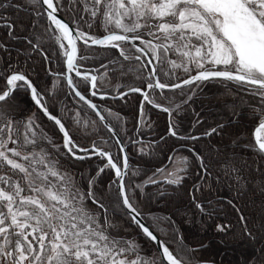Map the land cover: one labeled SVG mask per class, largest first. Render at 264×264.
I'll use <instances>...</instances> for the list:
<instances>
[{
	"label": "snow or ice",
	"instance_id": "6c2138e0",
	"mask_svg": "<svg viewBox=\"0 0 264 264\" xmlns=\"http://www.w3.org/2000/svg\"><path fill=\"white\" fill-rule=\"evenodd\" d=\"M27 3L35 7L34 14L38 18L46 15L48 26L45 33H58L53 40L59 46L58 55L65 58L67 73L75 72L76 77L89 85L92 97L99 96L101 100L109 98L107 93L101 92L103 87H111L109 73L119 71L120 76L127 75L123 71L126 67L123 62H128V70L137 73L136 78L142 86H128L127 91H119L111 98L124 99L129 93H138L143 97L138 131L144 126H152L145 112V104H149L168 114V136L179 140H199L201 137L197 135L180 134V124L173 118V113L178 115L182 105L193 99L201 85L213 80L232 82L248 92L259 105L254 110L258 111L260 118L253 133L255 143L244 147L264 159V0H67V11L79 14L78 19L73 16V23L77 25L75 30L57 16L58 12L65 10L62 0H27ZM40 4L47 6L43 12L39 10ZM19 6L0 3V9L5 10ZM97 20L108 33L102 38L89 35L80 24L83 21L91 28ZM0 26L9 29L11 38L19 39L13 35L14 25L3 15H0ZM33 26H37L36 22ZM24 39L33 50L40 49L39 43H33L28 37ZM77 41H82L86 50L95 45L114 49L118 56L114 52L115 59L110 58L107 64L101 63L104 72L92 70L99 75L87 71L82 73L79 61L89 57L77 55ZM3 47L0 43V48ZM40 54L48 59L45 51H40ZM173 56L175 59L171 58ZM133 61L137 63L133 64ZM8 68V71L0 72V79L4 81V86L0 88V264H193L194 253L199 249L184 243L178 230L175 231V239L161 240L139 218L142 213L134 197L130 196L131 189L125 179L130 172L132 176L138 175L139 169L130 168L124 142L115 138L121 154L119 158L106 150L108 141L103 138L100 143L93 140L89 146L81 145L62 119L50 112L44 95L28 75L11 64ZM176 70H182L186 78L177 75ZM57 75H64L67 87L78 98L77 102H83L95 112L103 126L115 136L114 127L103 115L107 112L112 116V111L108 108L101 110L92 103L79 90L78 82L71 75ZM161 76L166 79L162 80ZM172 80L178 82H169ZM123 87L117 84L113 90ZM165 90H179L185 99L174 107L165 106L159 102L169 100ZM18 91L28 93L36 109L54 123L62 135L60 144L54 143L43 130L37 112L22 119L16 118L21 110L16 96ZM169 103L172 101L169 100ZM233 115L237 113L234 111ZM196 116L199 117V113ZM76 122L79 124L78 120ZM200 123L197 119L193 127ZM224 127V124H218L206 130L203 136L211 137ZM45 140L58 156L76 161L93 158L106 161L97 166L95 176L87 181L86 191L66 173H61L57 167L59 161L51 160V154L44 148L35 151L36 146ZM132 143L139 144L140 141L133 140ZM233 145L238 146L236 140H233ZM29 148L32 151H27ZM188 150L198 165L199 178L203 180L211 176L209 169L214 161L206 159L196 149ZM140 152L145 153V148L142 147ZM168 160L174 166H181L167 173L165 183L179 185L184 179L179 173L187 171L189 157L169 156ZM216 162L219 164L216 170L223 171L239 185L241 168L246 161L237 167L235 154L222 155L217 150ZM106 170L114 172L110 187L114 185L116 189V206L125 210V217L136 226L143 238L157 246L154 257L145 256L135 238L121 235V230H127L109 215L103 196L96 191L97 178ZM164 171V168L156 169L144 184L157 183L155 175ZM136 187L143 189V185ZM200 190V186L196 185L193 192ZM88 201L94 207H89ZM195 207L201 213L205 211L199 202L195 203ZM236 211L239 212V209ZM240 223L244 235L251 240L257 239L247 227L243 215L240 216ZM230 228V224L216 225L218 233H227ZM160 231L163 232V229ZM200 247L207 245L201 244ZM258 251L260 256L250 260L249 264H264V247ZM197 264L200 262L197 261Z\"/></svg>",
	"mask_w": 264,
	"mask_h": 264
},
{
	"label": "trees",
	"instance_id": "16d2710c",
	"mask_svg": "<svg viewBox=\"0 0 264 264\" xmlns=\"http://www.w3.org/2000/svg\"><path fill=\"white\" fill-rule=\"evenodd\" d=\"M0 3L20 5L6 10L0 9V15L7 17L8 22L14 25L13 35L19 37V39L11 38L8 35L9 29L0 26V43L4 45L0 48V72L8 71L9 64L24 71L38 91L44 95V102L50 112L62 119L78 143L88 146L93 140L100 143L103 138L108 141L106 149L111 151L115 157H121L111 133L96 118L92 110H89L83 102H77L78 98L68 89L65 79L57 75L62 74L65 69L64 57L58 55L60 49L53 40V36L58 33H45V27L48 26L46 16L38 18L34 14L35 7L28 4L27 0H0ZM67 5L64 4L65 10L61 12L70 22H73V16L76 15L78 19L79 14L67 11ZM38 7L43 12L41 5ZM33 22H36L37 26L34 27ZM80 24L92 35H101L105 32L104 27L96 21L91 28H88L83 21H80ZM24 37H28L33 43H39L40 49L33 50L32 45ZM40 51L46 52L47 60L40 54ZM114 52V49L99 47L86 50L83 45L80 47L79 55L82 54L89 58L80 60L79 64L83 69L86 68L91 72L93 69L104 72L100 65L102 62L107 64L110 58L115 59L118 52L116 56H113ZM123 71L127 75L120 76L119 71L110 72L111 87L105 86L101 92L117 94L127 89L128 86H142L141 81L136 78L137 73L129 71L128 68H124ZM176 72L181 78L185 77L182 70H176ZM93 73L99 75L98 72ZM71 76L78 82V88L82 93L89 95L88 85L75 74ZM161 79L166 78L161 76ZM117 84L124 87L113 90ZM3 86L4 81L0 79V88ZM185 92L187 93V89ZM165 95L172 103H169V100L159 102L168 107L181 104L185 99V96L180 95L179 90L175 92L165 90ZM16 96L21 109L16 114V118L22 119L37 112L38 122L43 130L54 143L60 144L62 136L57 127L36 109L28 93L18 91ZM92 99L101 110L108 108L114 114L113 119L107 115L106 119L111 122L126 145L130 168L139 169L138 175L132 176L130 172L125 178L131 189L129 194L134 197V202L146 222L162 240L175 239V231L178 230L184 238V243L191 248L199 249L194 253L193 262L213 260L229 264H249L250 260L254 261L260 256L258 250L264 247V159H261L252 149L244 147L246 144H251L250 131L260 118L258 111L254 110L258 109L259 105L250 98L248 92H244L232 82L213 80L201 85L193 99L188 104L182 105L179 114L173 113V118L180 124V134L191 135L194 132L216 127L218 124H224L225 127L211 137L200 138L196 141L179 140L168 136L166 113L149 104H145V112L152 126L150 128L144 126L138 131L140 94L129 93L124 99L101 100L99 96L92 97ZM234 111L237 115H233ZM105 113L103 112L104 116ZM196 113H199V117ZM73 117L76 119H72ZM197 119L202 123L193 127ZM133 140H138L140 143H132ZM233 140L237 141L238 146L233 145ZM184 144L214 161L213 167L209 169L212 175L201 180L197 175L198 165L195 164L194 173L193 171H190V174L186 173L179 185L164 183L162 187H158L157 184H144V176L153 172L155 167L162 165L172 151L183 152L186 149ZM142 147L145 148V153L140 152ZM40 148H44L51 154V160H58L57 167L61 169V173H66L85 191L88 187L87 181L96 174L97 166L105 163L97 158L76 161L58 156L56 150L46 140L41 141L35 151H39ZM217 150L222 155L235 154L237 167L246 161V165L241 168L239 185L233 178L225 176L223 171L216 170L219 166L216 162ZM27 151H32V149L29 148ZM113 179L114 172L106 170L97 178L96 191L98 195L103 196L112 220L127 230L126 232L121 230L120 234L128 239L135 238L141 245L143 254L150 257L149 252H155V246L139 234L136 226L125 217V210L116 206V189L114 185L110 187ZM136 185H143V189L137 188ZM196 185H199L201 190L193 192ZM229 201L232 203L229 204ZM196 202L204 207L203 213L195 207ZM86 203L89 207H94L90 201ZM236 209H239V212ZM241 215L246 218L247 227L257 239L251 240L243 234V226L240 223ZM157 217L166 219L156 220ZM217 224H230L231 228L227 233H218ZM161 229L163 232L160 231ZM201 244L207 247L201 248ZM243 244L246 246L244 247ZM171 247H176V245H171Z\"/></svg>",
	"mask_w": 264,
	"mask_h": 264
},
{
	"label": "bare ground",
	"instance_id": "6f19581e",
	"mask_svg": "<svg viewBox=\"0 0 264 264\" xmlns=\"http://www.w3.org/2000/svg\"><path fill=\"white\" fill-rule=\"evenodd\" d=\"M62 3H63V5L65 4V5H67L68 3H67V0H62ZM41 5V7H42V10L44 11L45 10V8H44V5H42V4H40ZM67 7H68V5H67ZM59 13V15H62L67 21H68V23L70 24V25H72L73 27H74V29H76V27H77V25H75L72 21L70 22L69 20H68V18L65 16V15H63V13L60 11V12H58ZM44 16H46V15H44ZM97 22V24H100L101 26H103L102 24H101V22L99 21V20H97L96 21ZM82 30L83 31H85V32H87L89 35H92V34H90V32L89 31H87L86 29H84V28H82ZM104 33H107V32H104ZM104 33L103 34H101V35H92V36H94V37H97V38H99V37H101V36H104ZM147 38V37H146ZM64 43L65 44H67V41H64ZM138 43V42H137ZM77 46H78V53H77V55H79V50H80V47L81 46H83V42L82 41H77ZM93 48L94 47H99V48H103V47H100V46H92ZM115 52H116V50H114ZM65 59V58H64ZM121 60H122V58H121ZM125 65H126V69H127V64H128V62H123ZM135 63H137V62H135V61H133V64H135ZM209 66V65H208ZM209 67H211V66H209ZM217 67H220V68H222L223 66H217ZM79 70H81V71H87V72H91L90 70H88V69H86V68H84L83 69V67H80V69ZM179 71H181V70H179ZM64 72H65V69H64V71H63V73L62 74H64ZM195 72H193L192 74H194ZM92 74H94L93 72H92ZM147 73L145 72V75H146ZM74 75V74H73ZM62 77H63V75H61ZM182 78H186V76L185 77H182ZM33 83V82H32ZM34 85V84H33ZM88 89H89V85H88ZM80 90V89H79ZM124 90H127V89H123L122 91H124ZM146 90V89H145ZM81 91V90H80ZM82 92V91H81ZM244 92H246V91H244ZM88 93H89V90H88ZM118 93V92H117ZM74 94V93H73ZM138 94V93H137ZM75 95V94H74ZM89 95H90V93H89ZM112 95H116V94H112ZM32 102V101H31ZM90 109V108H89ZM38 110V109H37ZM91 110V109H90ZM39 111V110H38ZM41 113V112H40ZM42 114V116H43V113H41ZM94 114H95V112H94ZM54 115H56L55 113H54ZM56 116H58V115H56ZM95 116H96V114H95ZM44 117V116H43ZM59 117V116H58ZM166 117H167V119H168V123H169V116H168V114L166 113ZM46 118V117H45ZM96 118H98V116H96ZM98 120H100L99 118H98ZM258 122H259V120H258ZM258 122L257 123H255V125L253 126V128L251 129V131H250V135H251V144H254L255 143V141H254V136H253V133H254V131H255V127L258 125ZM210 129V128H209ZM206 130H208V129H206ZM205 130V131H206ZM205 131H198V132H194L193 134H191V135H197V136H200L201 138H205L206 136H203V133L205 132ZM118 133V132H117ZM112 135V134H111ZM118 135L120 136V134L118 133ZM62 136V135H61ZM112 137H113V135H112ZM120 138H121V136H120ZM113 140L115 141V139H114V137H113ZM121 140H122V138H121ZM123 141V140H122ZM61 142H62V140H61ZM124 142V141H123ZM125 144V143H124ZM89 146V145H88ZM184 147L186 148L183 152H181V151H172L168 156H167V158H165L166 159V161L162 164V165H160V166H157V167H155L154 169H153V172H151V173H149L148 175H146V176H144V179H143V182L145 181V180H147L148 179V177H152L153 176V173L154 172H156V169H158V168H166L167 167V169L168 168H171L173 165H174V163L173 162H169V160H168V157L169 156H174V157H176V155H180L181 157H183V156H187V157H189V161H190V163H189V166H188V169H187V171L186 172H182V173H179L180 175H182L183 177L185 176V174L186 173H188V174H190V171H193V173H194V165L196 164V162L194 161V158L192 157V155H191V153L189 152V148H191L190 146H187V145H185L184 144ZM125 148H126V145H125ZM107 150V149H106ZM127 151V150H126ZM200 152V151H199ZM127 155H128V157H129V154H128V151H127ZM207 159V158H206ZM105 163H106V161H105ZM129 164H130V161H129ZM38 168L40 167V166H37ZM60 171H61V169H59ZM160 175V176H159ZM167 175H162V174H159V173H157L156 175H155V177H154V179L156 180V181H158L157 183H155V184H157L158 185V187H162L163 185H164V183H165V177H166ZM210 177V176H209ZM188 178H190V177H188ZM149 184H151V183H149ZM166 184V183H165ZM142 219L144 220V222H146V220L144 219V217L142 216ZM147 223V222H146ZM148 224V223H147ZM149 225V224H148ZM150 227H151V225H149ZM151 229L153 230V228L151 227ZM154 231V230H153ZM154 233H155V231H154ZM156 234V233H155ZM203 261H208V260H203ZM211 261H213V260H211ZM210 261V262H211ZM194 262H197V261H194ZM214 262H216V261H214ZM226 263V264H229V263H227V262H224V261H221V262H217V263Z\"/></svg>",
	"mask_w": 264,
	"mask_h": 264
},
{
	"label": "water",
	"instance_id": "95a60500",
	"mask_svg": "<svg viewBox=\"0 0 264 264\" xmlns=\"http://www.w3.org/2000/svg\"><path fill=\"white\" fill-rule=\"evenodd\" d=\"M46 5H44V8L46 9ZM57 16H58V18L59 19H61L62 21H64V22H66V23H68V21L62 16V15H59V13H57ZM69 24V23H68ZM69 26H70V29H72V30H75L74 29V27L72 26V25H70L69 24ZM73 34H75V32L73 31ZM108 33H104V35H107ZM103 36H101V37H99V38H102ZM77 49H78V46H77ZM78 53V52H77ZM64 68H65V72H64V74L66 73V74H68V75H71V74H75V72H73V73H67V68H66V64H65V59H64ZM81 71V70H80ZM82 73H83V71H81ZM84 72H86V71H84ZM195 74V73H194ZM64 76V75H63ZM65 79V78H64ZM66 80V79H65ZM67 82V81H66ZM124 91H127V90H124ZM90 93V92H89ZM118 94V93H117ZM116 94V95H117ZM116 95H112V97L113 96H116ZM109 96V95H108ZM88 97V96H87ZM142 97V96H141ZM89 98V97H88ZM90 99V98H89ZM142 99H143V97H142ZM91 101H92V103H94L93 102V100L92 99H90ZM96 114V113H95ZM99 118V117H98ZM109 124H110V122L109 121H107ZM259 123V122H258ZM111 125V124H110ZM112 126V125H111ZM258 126V125H257ZM256 126V127H257ZM255 127V128H256ZM112 135H113V137H114V139L116 138V137H118L120 140H121V138H120V136L118 135V133H117V131L115 130V136H114V134L113 133H111ZM119 147V146H118ZM127 152V151H126ZM140 219H142V217H139ZM142 221L144 222V220L142 219ZM145 224H147L146 222H144ZM148 225V224H147ZM151 228V227H150ZM152 230V229H151ZM157 235V234H156ZM158 236V238L159 239H161L160 237H159V235H157ZM162 240V239H161ZM155 247H157L156 245H154ZM200 262V264H204V262H207V264H226V263H217V262H214V261H203V260H200L199 261ZM193 264H197V262H193Z\"/></svg>",
	"mask_w": 264,
	"mask_h": 264
},
{
	"label": "rangeland",
	"instance_id": "374dc122",
	"mask_svg": "<svg viewBox=\"0 0 264 264\" xmlns=\"http://www.w3.org/2000/svg\"><path fill=\"white\" fill-rule=\"evenodd\" d=\"M118 31V30H117ZM172 59H175V57L173 56V57H171ZM209 66H211V65H209ZM208 66V67H209ZM72 75V74H71ZM63 79H64V76H63ZM174 82H178V81H174ZM65 83H66V86H67V82H66V80H65ZM69 89V88H68ZM109 96V98H111L112 97V94H110V93H107ZM84 95H86V96H88L90 99H92V96L91 95H87V94H84ZM140 97H141V95H140ZM93 100V99H92ZM141 100H142V97H141V99H140V102H141ZM93 102H94V100H93ZM95 103V102H94ZM87 106V105H86ZM88 107V106H87ZM138 108L140 109V103H139V106H138ZM90 110V109H89ZM113 113V112H112ZM139 114V113H138ZM104 115V114H103ZM106 115H107V117L109 116L108 115V113L106 112L105 113V117H106ZM113 116L114 115H112V116H109V117H111L112 119H113ZM107 120V119H106ZM107 121H109V120H107ZM110 122V121H109ZM103 124V123H102ZM110 124H111V122H110ZM112 125V124H111ZM117 131V130H116ZM11 146V145H10ZM119 148V147H118ZM176 156H180V155H176ZM181 157V156H180ZM179 166H181V165H173L171 168H168L167 169V167L165 168V171H164V173L162 174L163 176L164 175H167V173L168 172H170V171H174L175 170V167H179ZM160 176V175H159ZM50 179H54V178H51L50 177ZM157 234V233H156ZM160 237V236H159ZM161 238V237H160ZM153 244V243H152ZM244 245V244H243ZM153 246H154V244H153ZM246 246V244L244 245V247ZM242 249V248H241ZM149 254H150V257H154L155 256V254H156V247H155V252H153V251H150L149 252Z\"/></svg>",
	"mask_w": 264,
	"mask_h": 264
}]
</instances>
